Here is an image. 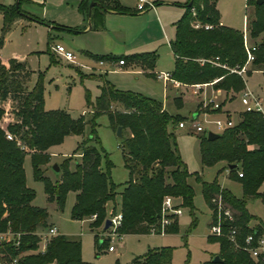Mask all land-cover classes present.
<instances>
[{
    "label": "trees",
    "instance_id": "trees-1",
    "mask_svg": "<svg viewBox=\"0 0 264 264\" xmlns=\"http://www.w3.org/2000/svg\"><path fill=\"white\" fill-rule=\"evenodd\" d=\"M16 1L17 9L14 4L0 6V47L3 34L17 16L46 24L23 12L19 0ZM89 1L94 4L88 12ZM215 2L186 0L182 5L184 11L175 22L174 37L169 42L173 56L169 76L181 84L211 83L212 88L225 93L237 92L243 88V80L235 71L246 59L243 33L219 24ZM245 4L251 7L245 19L246 45L248 49L254 48L249 63L254 67L264 66V1L255 4L254 0H245ZM77 8L86 15L91 29L100 27L101 15L106 11L129 12L117 0H80ZM196 22L200 26L195 28L193 23ZM205 24L211 28L204 29ZM58 27L68 32L79 31ZM92 58L105 59L103 56ZM108 58L134 61L151 70L156 54L149 51ZM30 74L24 60L16 57L0 59V101L12 102L15 117L13 122L0 126V233L11 235L9 240L0 241V258L14 259L15 264H90L80 257L79 240L63 234L50 237L43 253L37 251V232L48 227L47 211L30 203L34 193L25 185L24 154L30 157L32 176L42 182L47 201H54L62 210L66 193L74 192L70 217L86 219L95 237L103 231L104 220L115 214L114 210L107 212L106 204L110 202L114 207L116 194L119 195L120 222L115 232L119 235L149 234L152 230L158 234L160 205L165 196H171L174 205L186 208L190 216L189 227L195 226L194 190L187 182L189 176L200 183L202 199L210 210L208 225L210 220L215 221L218 217L222 233L234 227V236L240 245L245 235L260 234L264 229L259 223L249 226L251 215L245 208L246 199L251 197L264 202V189L258 191L264 181V119L260 114L239 113V120L232 127L210 140L203 133L195 134L201 166H212L219 161L234 165L228 173L229 178L234 177L239 183L241 195L236 197L227 188L220 187L215 178L205 182L196 172H188L174 137L167 129L168 125H176L180 116L168 113L161 103L135 92L116 89L99 77V93L91 103L90 117L72 118L65 110L42 108L39 75L28 87ZM101 113L107 115L113 130L116 126L122 130L118 147L127 172V179L122 183L112 182V163L95 134L94 119ZM86 124L89 134L76 148L79 161L73 169L68 168L66 158L58 164V179L51 181L42 175L41 166L49 160L48 147L60 143L68 134H81ZM217 195L230 208V218L223 215L222 209H216ZM177 231L176 217L163 226L164 233ZM206 239L216 242L215 255L219 260L212 262L209 259L201 264H264V259L252 260L245 251L233 248L224 235H206ZM102 243L103 239L97 241L98 246ZM170 260L171 248L160 247L148 249L138 263L170 264Z\"/></svg>",
    "mask_w": 264,
    "mask_h": 264
},
{
    "label": "rangeland",
    "instance_id": "rangeland-1",
    "mask_svg": "<svg viewBox=\"0 0 264 264\" xmlns=\"http://www.w3.org/2000/svg\"><path fill=\"white\" fill-rule=\"evenodd\" d=\"M14 1L0 0V6H12ZM121 1L125 7H132L135 4V0ZM184 1L173 2L174 5H163L167 9L169 17H174L175 12L181 13L184 11L182 7ZM176 4L181 5V7ZM19 8L31 16L44 20L46 24L28 23L29 20L22 16L14 18L10 28L2 36L0 59L6 60L10 57H16L24 60L31 73L28 87L33 84L39 75L42 87L41 106L43 109H62L72 118H77L85 113L83 115L84 119H88L91 115V112H89L92 107L91 103L99 93L98 87L101 80L97 72H91L90 70L95 63L92 65V62L84 57L79 48L83 44H94L96 41L90 37L94 38L96 36L87 33L72 34L58 27H69L82 32V28L87 22L86 15L78 10L76 0H19ZM215 8L219 20L235 29L242 28L243 20L246 19L251 10V7L245 4V0H216ZM177 17H179V14ZM49 20H53L54 23L49 22ZM1 24L2 17L0 13V29ZM102 27L112 37L113 44L111 47L117 51L115 55H129L132 52L130 49L137 45L136 40L135 43L125 46V50L120 49L121 43L126 41L124 32L129 28V24L122 16L104 17ZM165 33L168 40L173 39V27L172 29L168 28ZM54 43L61 44L66 50L73 49L76 55L75 62H66L54 53L51 50ZM156 47V49L154 48L156 64L153 73L170 72L173 62L169 46L164 40H158ZM48 49L54 60H51ZM93 67L95 68V66ZM104 70L101 78L108 79L117 89L135 92L159 102L168 113L180 116L182 121L188 120L192 113H199L206 109L207 103H209L207 98L199 95L201 87L194 94L190 85L178 84L175 85L174 91L171 93L169 82L165 84L155 74L148 73L147 69L141 67L140 64L131 61H125L122 68L113 67ZM244 70L242 79L245 87L261 99L264 109V66L254 67L247 63ZM201 93L212 96V90L209 87H203ZM167 94L171 95L167 98ZM190 98H193V100H189ZM214 98L222 103L225 97L217 92ZM225 99L231 100L225 104V108L231 111L232 116L241 109L237 93L232 98L227 96ZM205 102L206 106L204 105ZM0 110L1 127H4L7 122L15 120L14 107L10 100L0 101ZM94 121L95 134L99 145L112 163L110 178L116 184L122 183L127 179V172L123 167L121 151L118 147L120 138L116 135L115 129L113 130L109 126L105 113L98 114ZM167 129L172 133L177 150L190 172L198 170L199 172L196 173L204 181H211L216 172L218 173L217 181L222 187L227 188L237 197L241 195L237 180L231 176L229 178L226 163L222 162L221 168L218 165H213L200 169L197 156V140L195 134L190 133L188 127L178 128L175 125H168ZM88 134L89 127L86 124L81 134H68L63 137L60 143L49 146L47 149L49 160L41 166L42 175L48 177L51 181L58 179L60 171H54L51 166L52 164L58 165L66 158L68 159V168L73 169L75 162L79 160L76 148L81 141L87 138ZM22 169L25 185L34 193L30 203L46 209V222L53 224L59 234H63L70 239L79 240L80 257L84 262L90 264H139L138 259L148 249L169 247L171 248L170 264H201L203 261L211 259L217 251L216 242H210L206 239L208 213L201 197L200 183L196 182L192 176L187 178V182L194 190L195 226L189 227L190 216L188 210L180 207L181 212L176 217L178 224L176 233L124 234L119 237L100 238L95 237L90 232L86 219L79 221L70 217L74 192L68 191L66 193L63 208L59 210L54 201H47L42 182L33 178L28 154L23 155ZM263 189L264 181L260 184L258 191ZM118 199L119 195L116 194L114 207L110 202L106 204L107 212L119 211ZM174 201H177V199L174 198ZM245 208L251 215L249 226H254L255 223H259L258 221L264 226V202L251 197L246 199ZM10 238L11 235L3 236V239L6 240ZM99 239H103L101 246L97 245ZM108 245H113L114 250L107 251L106 247ZM37 246H41L40 240L37 241ZM0 264H15V260L0 258Z\"/></svg>",
    "mask_w": 264,
    "mask_h": 264
},
{
    "label": "built area",
    "instance_id": "built-area-1",
    "mask_svg": "<svg viewBox=\"0 0 264 264\" xmlns=\"http://www.w3.org/2000/svg\"><path fill=\"white\" fill-rule=\"evenodd\" d=\"M154 3L151 0H136L135 4V11L136 12H142L148 9L153 8ZM200 25L196 22L193 23V27H199ZM204 29L211 28V25H203ZM243 42L244 47L246 50V59L244 65H242L239 69H237L235 72L238 75H242L245 70V64L251 62L253 59L251 50L254 48H247L246 45V36L243 33ZM51 50L59 55L64 61L74 63L76 60V57L73 52L70 50H66L62 45L60 44H53L51 46ZM103 63L102 59L97 60V66H101ZM123 59H118L116 61L117 66L122 65ZM158 78H161L163 81L165 80H171L169 74L167 73H158ZM194 88L198 87V84L193 85ZM239 103L241 105V112H254L260 114V116L264 119V109L262 107L261 99L254 95L252 92H250L247 88H243L240 91L239 95ZM206 102L204 103V105ZM207 110L204 109L200 111L199 113H195L191 115V117L188 120H180L177 122L176 126L178 128H185L188 127L190 133L194 134H204L206 135V132L211 131L215 133H219L222 130L232 127L235 122L224 112L220 111V105L217 102L209 100V103H207ZM206 106V105H205ZM220 111V114L218 116H212V111ZM241 174L238 173V176ZM216 209H222L223 215L230 216V208L228 205L223 203L220 199V197L216 196ZM181 212V209L179 206L174 205V202L170 196H165L162 199L161 205H160V211H159V233L158 234H164L163 232V226L169 224L173 217H177ZM230 218V217H229ZM110 225L103 229V231H100L97 233V236L100 238L104 237H111V236H117L120 235L115 232V228L119 225L120 222V213L115 212L114 215H112L110 218ZM108 229V230H107ZM155 234L152 231H150L149 234ZM59 234L55 226L49 225L47 228H45L42 231L37 232L38 240L41 241V246H37V251L39 253H43L45 250L46 243L48 242L49 238L52 236H55ZM235 228L229 227L225 233H222L221 227L219 225L218 217L215 221H211L209 225L207 226V235L211 236H221L224 235L232 244L233 248H238L247 253L249 258L252 260H257L258 258L264 259V237L262 234H255V233H249L245 235L243 238V243L240 245L236 239H235ZM4 234L0 233V241L3 239ZM107 251H113L114 246L108 245L106 247ZM14 261V259H13Z\"/></svg>",
    "mask_w": 264,
    "mask_h": 264
},
{
    "label": "crops",
    "instance_id": "crops-1",
    "mask_svg": "<svg viewBox=\"0 0 264 264\" xmlns=\"http://www.w3.org/2000/svg\"><path fill=\"white\" fill-rule=\"evenodd\" d=\"M76 1H77V6H78L80 0H76ZM117 1L122 7L128 9L129 12H127V13H117V12H114V11H106V12H104L101 15V25H100V27H98L97 29H91L89 27L88 20L86 19L87 22H86V25H84V27L82 28V32H80V31L75 32V33H79V34L80 33H82V34H86L87 33V34H90L91 36H96L94 38L90 37V38H92L93 40L96 41L94 44H91V43L83 44V45L80 46L79 49L81 50V53L84 55V57L92 62V65L95 63L93 65V66H95V68L92 66L90 70H91V72H93V71L97 72L99 74V77H101V75L104 74V71H105L104 69L113 68V67L122 68L125 65V62H124L122 65L117 66V64H116L117 60L116 59L111 60V59L108 58L110 56H119V55H115L117 51H115V49H113V47H111L112 44H113L112 37L107 33L105 28L102 27V22H103V18L104 17L107 18V17H110V16L119 15V16H122L124 19H126V22L129 24V28L126 29V31L124 32L125 33L124 36H126V41L121 43L122 45H121L120 49L125 50V46L130 45L131 43H135V41L137 40V45H136L137 47L135 46V47L131 48L130 51L132 50V52L129 53V54L139 53V51L140 52H149V51L154 52V50L157 48L156 46L158 44V40H164L165 43L169 46V42L171 40L167 39V36H166L165 32H166V30L168 28L172 29V27H173V34H174V32H175V22L179 19V17L181 16V14L183 12V11L181 13L180 12H175L174 15H173L174 17H169V14L167 13V9L163 5H172L173 2H183L184 0H151L154 3L153 8L145 10V11H142V12H135L134 11L135 10L136 0H135L134 6H132V7H125L121 0H117ZM177 6L181 7V5H177ZM178 14H179V17H177ZM174 18H176V19L173 20ZM218 21H219V24L227 26L221 20H219V18H218ZM27 22L28 23L41 24V23H38V22H35V21H31V20H29ZM49 22H53V20H49ZM245 22H246V20L244 19L243 20V24H242L243 26L239 30H241L242 33H244L245 36H246L247 32H246V29H245ZM41 25H43V24H41ZM228 27H230V26H228ZM69 33L73 34L74 32H69ZM73 37H77V36H73ZM127 37H128V39H127ZM95 38H98V39H95ZM246 40H247V37H246ZM54 44H57V43H54ZM126 48H129V47H126ZM70 51L74 53L73 49H71ZM169 51H170V48H169ZM48 53H49V56H50L51 60H54L51 57V55H50L49 49H48ZM170 53H171V51H170ZM74 55H75V53H74ZM171 55H172V53H171ZM92 56H103V57H105V59H102L103 60L102 65L98 67L97 66V60L98 59L96 60V59L92 58ZM75 57H76V55H75ZM131 62H134V61H131ZM172 62H173V56H172ZM134 63L139 64L137 62H134ZM155 64H156V60H155ZM155 64H154L153 68H155ZM141 67H143V66L141 65ZM153 68L151 70L147 69V71H148V73L151 72L152 74H155L157 76L158 72L157 73H153ZM101 70H102V72H101ZM163 73L169 74L168 71H164ZM157 78H158V76H157ZM241 78H242V75H241ZM158 79L163 81L161 78H158ZM105 80L108 81L110 84H112L108 79H105ZM164 82H165V84H166V82L170 83L169 84V88H170L169 90H170L171 93H172V91H174L175 85H178V84L181 85V83H179L177 81H174L172 79L171 80H165ZM193 85L194 84H192L190 86L193 88L192 91H193L194 94L197 93L198 89L201 87L199 95H202L204 98H207L208 100H212L214 102L219 103L220 111L224 112L225 114H227L235 123L237 122L238 117H239V113H241V111H240L241 109H239V111L237 113H234V115L232 116L231 115V111H229V110H227L225 108V104L229 103L231 100H227L225 98L227 96H228V98H232V96L235 93H237L238 96H239L240 95V91L243 88H246L245 84H244V81H243V88H241L239 91H237V92L230 91V92H227V93H225L222 90L212 88L211 83L198 84L197 88H194ZM112 86H113V84H112ZM203 87L211 88L212 96L203 95L201 93ZM114 88H116V87H114ZM217 92L221 93L223 95V97H225L224 101L222 103H221V101H217L214 98V96H216ZM170 95L171 94H167L166 97L168 98ZM189 100H193V98H190ZM162 108H164L163 105H162ZM220 111H212L211 115L212 116H218L220 114ZM89 112H91V110ZM232 112H234V111H232ZM84 114H82V115H84ZM193 114L194 113H192V115ZM197 156H198V161H199L198 150H197ZM180 157H181V155H180ZM222 162L223 161H219V162L215 163L214 165H218L221 168L222 167ZM202 167H210V166H201L200 165V169ZM226 167H227V170L230 169V168H228L227 164H226ZM193 172H199V171L197 170V171H193ZM217 174L218 173L215 172V175L212 178V180L215 178L216 181H217ZM205 182H210V181H205ZM217 184L220 187H222L219 184L218 181H217ZM223 188H225V187H223ZM193 197H194V194H193ZM193 197H192V204H193ZM117 201L119 203V199ZM203 203H204V201H203ZM204 205H205V203H204ZM205 207H206L207 213H208V218H207V221H206V225L208 226V222H209V219H210V210L207 208L206 205H205ZM194 215H195V208H194ZM79 221H83V220H79ZM258 222H259V224H261L263 226V224L260 221H258ZM47 224H48V226L49 225H53L51 223H47ZM263 233H264V229L261 231L260 234H262V236H263ZM216 253H217V251L214 253V255Z\"/></svg>",
    "mask_w": 264,
    "mask_h": 264
},
{
    "label": "water",
    "instance_id": "water-1",
    "mask_svg": "<svg viewBox=\"0 0 264 264\" xmlns=\"http://www.w3.org/2000/svg\"><path fill=\"white\" fill-rule=\"evenodd\" d=\"M263 1H264V0H254L255 4H260V3H262ZM93 4H94L93 1H89V2H88V12H89V10H90V8H91V6H92ZM14 7H15V9H17V7H18V3H17L16 0L14 1ZM115 132H116V135H117L119 138H121L122 135H121V127H120V126H116V128H115ZM217 136H218V133L211 132V131L206 132V135H205V137H206L207 140L213 139V138H215V137H217ZM232 167H234V165H228V168H232ZM51 168H52L54 171H58V170H59L57 164H52ZM109 225H110V219H109V218H106V219L104 220V223H103L102 228H103V229H106ZM218 260H219V258H218L217 255H214V256L211 258V261H212V262H215V261H218Z\"/></svg>",
    "mask_w": 264,
    "mask_h": 264
}]
</instances>
